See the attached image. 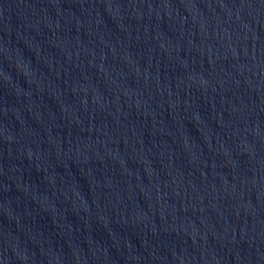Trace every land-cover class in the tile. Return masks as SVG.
Returning <instances> with one entry per match:
<instances>
[{"label":"water","instance_id":"obj_1","mask_svg":"<svg viewBox=\"0 0 264 264\" xmlns=\"http://www.w3.org/2000/svg\"><path fill=\"white\" fill-rule=\"evenodd\" d=\"M0 264H264V0H0Z\"/></svg>","mask_w":264,"mask_h":264}]
</instances>
